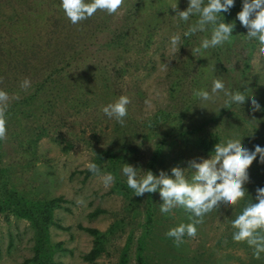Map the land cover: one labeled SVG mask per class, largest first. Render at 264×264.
<instances>
[{
	"label": "rangeland",
	"instance_id": "rangeland-1",
	"mask_svg": "<svg viewBox=\"0 0 264 264\" xmlns=\"http://www.w3.org/2000/svg\"><path fill=\"white\" fill-rule=\"evenodd\" d=\"M136 1L124 0L122 7L113 15L103 11L101 20H110L108 22L114 28L117 22L120 23L126 17L130 6ZM26 2L0 0V15L12 16L15 13L14 4ZM173 4L183 11L188 6V0H141V6L131 21L132 26L138 28L141 22L147 25L154 20L163 21L161 27L152 33L151 41L138 53L127 57L130 61L141 59L142 64L129 68L118 81L107 78L105 82L96 78L89 84L93 95L88 94V99L92 101L76 107L93 118V105L96 102L99 108H103L117 101L121 95L128 96L131 103L124 126L108 117L96 128L85 126L84 117H73L74 109L71 111L70 106L75 103L70 94V82L63 81L65 97L60 107L63 108L62 114L67 112V108L70 112L67 130L63 133L77 134L84 129L81 136L83 141L75 143L66 152L60 151L58 141L47 137H41L34 146L24 147L23 150L8 137V141L1 142L0 176H9L11 185L16 187L19 195L25 196L28 201L61 200L52 211V219L60 228H48V243L59 245L51 254L53 264H119L123 258L126 264H138L137 246L141 248L142 264H264V257L255 259L246 243L233 241L234 229L231 227V221L246 204L256 202V189L264 188V164L259 162V156L248 169L249 182L244 185L247 190L245 198L234 208L222 204L218 210L206 215L204 223L197 225L196 237L185 234L184 242L179 247L166 233L182 223H190V213L183 208H176L172 213L162 214L159 192L152 193L149 210L151 223L144 229L146 210L141 205L133 208L130 205L138 196L130 188L124 194L116 191L117 184L127 185V177L122 174L125 164L137 168L138 179L145 176L143 169L147 159L162 138H166V141L153 169L154 175H159L163 170L171 176L172 167L187 169L189 161L196 159L199 162L201 158L207 159L214 155V152L200 149L197 146L199 140L215 138L216 145L235 138L240 139L242 146L251 151L256 145L264 148V57L258 54V42L248 40L247 29L236 18L242 10V4H235L230 13L225 14V23H235L231 42L207 50L201 49L199 53L194 49L200 46L203 39L211 38V25L206 31L190 36L185 44L182 39L184 29L195 23L198 17L192 16L187 22L180 21L170 8ZM37 20L36 25L32 26L35 30L42 29V19L37 17ZM32 26L25 31L27 37H31L34 31ZM109 28L110 25L104 28L99 40L110 42ZM137 30L143 32L142 28ZM173 34L181 37V47L177 53L169 49ZM90 40L91 43L96 41V35H92ZM83 49L81 56L85 65L75 79L86 77L87 73L95 78L98 68H87V63L97 64L99 60L98 66H102L113 59L116 50L114 47H104L96 51L94 47L86 45ZM87 57L91 60H86ZM164 63L168 64L166 70H162ZM184 66L188 70H184ZM112 69L109 67L107 70L111 72ZM179 77L184 78L178 88L187 103L179 101L170 92V86ZM214 79L222 80L225 88L232 92L253 95L261 111H251L252 97L246 98L244 105H226L227 97L223 92L218 94L214 102L202 103L193 93L196 90L211 93ZM79 93L77 90L75 96L78 97ZM87 106L93 109L89 110ZM31 110H36L35 105ZM20 122L26 124L23 118ZM125 145L137 147L141 156L138 159L130 156L123 160L116 172L111 173L115 180L110 186L105 187L102 179L104 174L110 173L106 170L84 179L82 171L88 169L87 164L93 163L96 152ZM192 174L191 169L186 170L189 181ZM139 197L141 200L145 198ZM11 208L0 212V264H22L33 255V229L26 219L18 217ZM97 209L101 212L91 215ZM77 226L93 228L102 235L103 251L91 262L84 261L82 257L93 248L94 237Z\"/></svg>",
	"mask_w": 264,
	"mask_h": 264
},
{
	"label": "trees",
	"instance_id": "trees-1",
	"mask_svg": "<svg viewBox=\"0 0 264 264\" xmlns=\"http://www.w3.org/2000/svg\"><path fill=\"white\" fill-rule=\"evenodd\" d=\"M60 4L61 0H27L26 3L14 4L15 13L12 16L0 15V78H2L0 90L7 92L11 100H9L10 107L6 113L7 137L22 150L25 149L24 147L34 146L41 137L58 141L61 152L70 150L75 143L84 140H81L84 129H81L77 134L63 133L67 130L68 116L70 115L68 108L67 112L62 114L63 108L60 107L61 101L65 97L62 90L63 81L70 82V94H72L73 103H75L72 105L73 107L70 106L71 111L74 109L73 117H84L85 126L91 128H96L103 120L106 121L107 116L103 113L102 108H99L98 102L93 105L94 109L87 106L89 110L93 109V118L76 108L78 105L92 101L88 99V94L93 95L89 86L90 82L96 78H101L105 82L107 78L118 81L129 68L140 67L143 62L141 59L130 61L127 57L138 53L140 48L142 49L146 43L151 41L152 33L163 24L162 20H154L147 25L145 22H141L138 28L132 26L131 21L141 6V0H137L130 6L126 17L120 23L117 22L114 28H112L113 24L108 22L110 20H101L103 11L100 10L93 17L73 25L65 16ZM235 4H242V0H235ZM225 14L228 13H221V21H223V17H226ZM37 17L42 19L43 27L35 30L32 25H36L35 22H38ZM30 25L34 31L31 32V37H27L25 31L30 30ZM109 25L110 42L105 43L99 39L102 37L104 28H108ZM188 27L189 25L184 30L187 31ZM141 28L143 32H138L137 29ZM92 35H96V41L91 43L89 41H91ZM189 37L182 36L185 44L188 43ZM136 42L141 45H137ZM82 43L84 44L82 45ZM84 45L92 46L96 51L104 47L106 49L114 47L116 50L113 52V59L102 66H98L100 65L99 60H97V64L94 63L95 65L92 64L93 62L87 63V68H92V70L98 68L95 78L92 74L87 73L86 77L75 79L74 77L79 74V71H82L85 65L81 56L84 52ZM133 48L136 50H132ZM86 60L91 59L87 57ZM109 67L113 68L111 72L107 70ZM184 70H188L186 66H184ZM187 73L189 74L190 71ZM26 78L30 81V87L23 89L21 84ZM183 79V77H179V80L170 86V92L175 94L179 101L185 102V96L178 88L183 83ZM77 90L80 91L78 97L75 96ZM34 105L36 110L32 111L31 107ZM18 117L25 119L26 124L21 123V118ZM6 140L8 141V139ZM216 140L215 138L208 141L199 140L197 146L203 151L213 152ZM165 141L166 138H162L159 145L154 148L144 166V174L148 171L153 172ZM1 142L2 140H0V154ZM89 142L87 139L88 145ZM130 156L138 159L141 152L137 147L125 145L118 149L96 152L93 163L99 167L100 171L106 170L114 173L123 160ZM82 173L84 179L94 174L88 169ZM11 183L12 180L9 176L5 174L0 176V212L12 207V211L18 217L28 221L34 234L33 255L22 264H53L51 254L55 248H59V245L53 246L48 243V228L51 226L60 228L52 219V211L58 207L61 200L58 198L42 202L28 201L25 196L18 194L16 187ZM128 189L129 187L125 183L117 184L116 187L119 194L128 193ZM6 194L7 197H2ZM151 196L152 193H145L144 199L141 200V197H137V200L130 202L131 208L141 205L142 209L146 210L144 229L151 223L149 211ZM100 212L97 209L91 215L95 216ZM77 227L94 237L93 248L82 257L84 261L91 262L103 251L102 235L93 228ZM137 251L136 260L138 264H142L139 246H137ZM119 264H126L125 259L123 258Z\"/></svg>",
	"mask_w": 264,
	"mask_h": 264
},
{
	"label": "clouds",
	"instance_id": "clouds-1",
	"mask_svg": "<svg viewBox=\"0 0 264 264\" xmlns=\"http://www.w3.org/2000/svg\"><path fill=\"white\" fill-rule=\"evenodd\" d=\"M123 4L124 0H91V3H86L85 0H61L60 7L70 22L77 25L93 17L98 10L108 15L116 14ZM234 6L235 0H206V2L188 0L186 10L180 11L177 4L171 5L170 8L175 12L174 17H178L180 21L187 22L192 16L198 17L183 33L185 37L204 32L211 25V38L203 39L200 46L194 49L199 53L201 49L207 50L231 42L235 23H225L224 17L223 21L220 17L221 13H229ZM236 18L241 26L247 29L248 40L258 42V54L264 57V0H242V10L237 13ZM180 45V35L173 34L170 37V52H179ZM167 67L168 64L164 63L162 70H166ZM21 87L27 89L30 87V81L26 78ZM220 92L227 97L226 105L233 103L244 105L246 98L252 97L251 111L253 113L261 111V106L253 95L245 96L241 91L232 92L225 88L220 79L212 81L211 93L196 90L193 95L202 103H206L214 102ZM9 100L8 93L0 90V140L7 138L6 113ZM130 103L128 96L121 95L114 103L104 106L102 111L108 118H114L124 126ZM213 152L214 155H210V158H201L199 162L196 159L189 161L187 169L172 167L171 176L163 170L159 175L148 171L143 178L138 179L137 168L129 164H125L122 168V174L127 177V185L135 196L159 192L162 214L172 213L176 208H183L191 214L190 223H182L166 233L167 237L174 239L177 247L184 242L185 234L195 238L197 225L203 224L205 216L218 210L222 204L232 208L237 206L247 194L244 185L249 182V167L257 156L259 162L264 164V148L256 145L254 151H251L242 146L240 139L230 138L226 142L217 143ZM86 167L94 174L100 172L95 163H89ZM188 169L193 172L191 181L186 177ZM102 179L105 187H108L114 182L115 177L111 173H106ZM255 200V203L246 204L242 212L231 221V227L234 229L233 241L246 243L252 249L254 258L260 260L264 257V188L256 189Z\"/></svg>",
	"mask_w": 264,
	"mask_h": 264
}]
</instances>
